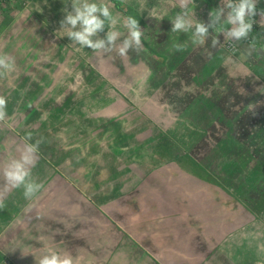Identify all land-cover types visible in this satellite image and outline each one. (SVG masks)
Instances as JSON below:
<instances>
[{"label": "crops", "instance_id": "crops-1", "mask_svg": "<svg viewBox=\"0 0 264 264\" xmlns=\"http://www.w3.org/2000/svg\"><path fill=\"white\" fill-rule=\"evenodd\" d=\"M190 8V18L200 20L207 0H194ZM149 10L155 19L143 25L148 30L142 39L150 45L143 42L140 53L141 82L127 83L123 77L120 85L111 82V89L88 95L81 83L64 84L52 99L58 107L55 163L51 166L48 147L38 152L44 158L41 163L38 155L32 178L43 184L54 177L56 166L57 182L74 192L65 193L61 203L65 207L72 201L73 206L52 215L53 208L44 204L33 212L35 196L26 199L22 187L0 193L5 202L0 210V264H36L48 251L71 253L75 264H264V179L257 185L243 174L237 188L231 183L234 174L226 181V170L250 168L240 149L229 152L222 141H213L224 138L219 126L227 117L224 109L197 97L199 91L223 88L217 60L224 59V51L215 60L212 50L203 48L211 44L214 29L204 45H194L191 32H171L178 0ZM158 42L165 48L163 57L156 54ZM177 43L185 45L184 51L175 50ZM218 48L227 49L225 39ZM43 66L45 62L42 71ZM249 84L248 89L258 91ZM178 86L185 89L186 99H194L186 105L193 107L188 130L194 132L186 136V116L179 111L183 104L173 99ZM67 89L73 92L66 94ZM195 130L199 134L194 140ZM24 142L15 128L0 121V185L4 166L19 157L17 148ZM246 153L264 178V162L251 157L250 148ZM99 234L110 236L111 246L108 254L98 256ZM131 248L140 250L139 259L128 256Z\"/></svg>", "mask_w": 264, "mask_h": 264}, {"label": "rangeland", "instance_id": "rangeland-1", "mask_svg": "<svg viewBox=\"0 0 264 264\" xmlns=\"http://www.w3.org/2000/svg\"><path fill=\"white\" fill-rule=\"evenodd\" d=\"M120 1L123 6L122 9L116 4L114 5L112 0H104L111 6L116 21L113 30L119 31L122 39L127 34V30L123 27L125 16L136 17L140 21V25L141 18L145 23L149 19L154 21L155 18L152 19L150 15L153 16L155 12L150 11L149 7L170 0ZM96 2H100V0H96ZM228 2L229 0H207V8L199 15V19L201 20L202 16V18L207 19L205 21L208 23L209 12L217 6L225 7ZM258 8H264V0H260ZM71 9V0H0V55L9 54L15 61L11 70L4 71V74L0 75V95L6 97L8 101L7 116L3 122L12 128H16L19 136L24 140L28 132L32 133L33 141L43 137L39 152L42 153L48 147L46 152L48 151L51 166L55 163L53 130L56 122L55 118L48 117V115L50 113L55 114L58 109L57 104L53 101L56 100L59 92L62 93L64 84L65 87H70L68 84L72 85L71 87H76L73 83H81L85 88L83 94L88 95L90 92L101 93L108 90V88L111 89L109 85L111 82L120 85L123 77H127V83L129 81L141 82L140 54L130 51L128 56L121 58L114 52L107 54L94 52L89 48L74 44L66 36L67 29L60 31V21L66 14L65 11H71ZM227 12L228 9L225 7V15L221 18L220 24L217 25L219 30L214 29L213 31L220 43L222 39H225L226 43L232 40L226 36ZM256 21L253 31L249 34L253 35L251 42L233 40L238 44L241 43L238 52L227 49L221 50L218 46L213 49L211 44L209 47H203L205 50H212L211 54L215 60V54L219 53L220 56L224 51V59L219 57L217 60L221 72L219 86L223 88L209 91L207 89L205 92L199 91L197 93L199 99L215 101L218 107L223 108L227 115L219 124L222 130H220V137L224 138L216 137L213 141L218 139L222 141L229 152L234 149H240L239 151L244 152L241 158L245 162L244 164L247 162L246 165L250 168L248 171L242 169V172L239 173L240 169L237 166L233 171L226 170L227 178L222 177L225 172L219 174L221 179L225 178L228 182L235 177L231 182L235 188H237V184L241 183L243 174L247 179L254 180L257 185L261 184L264 179H261L258 175L257 168L259 164L257 166L250 156L247 153L245 154L246 149L250 148V152L254 153L251 157L257 160L258 163L264 162V27L259 22V16L256 17ZM145 23L143 24L145 25ZM147 28L145 26L144 30H148ZM107 30L106 25L105 31L100 33V36L103 37ZM143 42L149 43L144 40ZM158 43L159 47L156 49V54L161 56L162 49L165 51V48L161 46L160 42ZM117 44H119V40ZM23 46L26 48L23 49ZM249 50L252 51L251 57L247 55ZM36 52H43L45 56H41ZM26 56L28 57L27 60L25 59ZM42 57L43 60H41ZM44 62L45 66L43 67L47 68L42 71L41 68ZM185 64L188 65L187 62ZM235 65L238 66V69ZM26 66L30 67L29 72L31 74L28 76H26ZM205 75H202V77ZM250 81L252 85H255L254 88L258 89L257 92L247 88ZM58 83L60 85H57ZM205 85L207 86V83ZM217 85L216 82L214 87H217ZM179 86L174 90L173 99L178 98V101L183 104L182 109L179 111L186 116L183 123L186 130L184 135L186 136L188 133L192 134L194 132L188 130V125H193L192 120L191 123H188L192 117L193 107L186 106L194 99H186L185 89H179ZM207 87H210V85ZM72 92V89L66 90V94ZM46 120L49 124L45 122ZM197 134L199 133L195 130L194 140L198 136ZM192 141L190 140L188 146L191 145ZM207 143L208 138L205 139V144ZM188 146L187 149H189ZM38 155L42 163L44 156L42 154ZM181 157H185L189 162L191 160L188 155H182ZM54 168L55 170L52 169L54 177L51 176L49 180H42L44 187L36 194L37 196L35 195L33 212H40L44 204L50 205V209L53 208L52 215L54 211L56 214L58 211H62L61 209L65 210L73 206L72 201L66 202L65 207L61 203L65 193L74 192L66 184L61 185L60 182H57L56 166ZM232 174L235 175L233 178ZM53 178L55 181H53ZM12 194L14 193L12 192ZM102 230L99 229V231ZM98 246H102L100 248L102 251H98V256L107 252L106 250L111 246L110 236L99 234ZM126 247L130 248L131 246ZM127 254L132 258L139 259L137 257L140 256V250H132L131 248Z\"/></svg>", "mask_w": 264, "mask_h": 264}, {"label": "clouds", "instance_id": "clouds-1", "mask_svg": "<svg viewBox=\"0 0 264 264\" xmlns=\"http://www.w3.org/2000/svg\"><path fill=\"white\" fill-rule=\"evenodd\" d=\"M260 0H229L225 5L228 9L226 16V36L232 40H243L249 37L253 31L254 24L257 23L256 17H260V24L264 27V8H258ZM194 0H178V11L171 18V32L189 33L191 32L192 43L194 45H204L209 36V29H217L221 18L225 15V7L217 6L209 12V22L201 20L193 21L190 14L193 9L190 5ZM71 11L66 10L64 17L60 21L61 30L67 29L66 36L81 47L89 48L94 52L115 53L123 58L128 56L130 51L138 55L144 51L143 36L144 29L140 21L131 15L123 18V27L127 34L121 39V33L113 30L115 18L111 11V6L100 0H71ZM151 16V15H150ZM106 34L101 37L100 33ZM119 40V44L117 41ZM220 41L213 37L211 47L217 48ZM177 52L184 51L185 45L177 43L174 45ZM249 57L252 51L247 52ZM14 58L9 54L0 55V75L4 71L11 70L14 67ZM6 97L0 95V121H4L7 116ZM43 143V138H37L33 141L31 132L25 137V142L18 146L19 157L10 160L3 169V181L0 185V193L6 192L9 188L24 189V197L31 200L37 193L43 189L42 183L36 182L32 178V168L37 163L39 147ZM5 208L4 198L0 196V210ZM36 264H75L71 253L48 251L42 254Z\"/></svg>", "mask_w": 264, "mask_h": 264}, {"label": "trees", "instance_id": "trees-1", "mask_svg": "<svg viewBox=\"0 0 264 264\" xmlns=\"http://www.w3.org/2000/svg\"><path fill=\"white\" fill-rule=\"evenodd\" d=\"M112 2L114 3V5L116 4L117 6H119V7H121V9H122V3H121V1L120 0H112ZM143 23H145V21H143V19L141 18V27H142V25H144ZM244 41H246L247 39H243ZM43 46V45H42ZM23 49H25L26 47H22ZM37 54H40V52H36ZM57 115H58V109L56 110V112H55V114H51L50 113V115H48V117H53V118H55V122H56V117H57ZM47 121V120H46ZM45 121V122H46ZM16 129V128H15ZM16 131H18L17 129H16ZM43 138V137H42ZM198 165H200L199 163H197ZM202 165H200L199 167H201ZM203 168V167H202ZM206 173H208L206 170H204Z\"/></svg>", "mask_w": 264, "mask_h": 264}, {"label": "built area", "instance_id": "built-area-1", "mask_svg": "<svg viewBox=\"0 0 264 264\" xmlns=\"http://www.w3.org/2000/svg\"><path fill=\"white\" fill-rule=\"evenodd\" d=\"M249 41L253 39V35H249V37L247 38ZM226 48L230 51L236 52L239 49L238 43L234 42L233 40H229L226 43Z\"/></svg>", "mask_w": 264, "mask_h": 264}]
</instances>
